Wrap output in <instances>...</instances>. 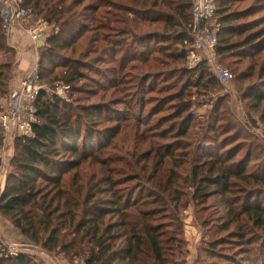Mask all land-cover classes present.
Returning <instances> with one entry per match:
<instances>
[{
	"label": "trees",
	"instance_id": "1",
	"mask_svg": "<svg viewBox=\"0 0 264 264\" xmlns=\"http://www.w3.org/2000/svg\"><path fill=\"white\" fill-rule=\"evenodd\" d=\"M242 1L247 0H215L216 51L221 65L229 60L237 64L254 61L255 65L262 61L260 82L245 87L246 74L236 71L235 76L244 96L260 104L264 102V17H254L264 12V0H255L254 5L242 10L234 9V3ZM22 2L34 9L37 19L53 27L38 60L41 81L58 82L68 88L71 98L80 96L73 103L59 96H39L32 136L15 139L12 169L0 196V215L22 237L49 253H62L71 261L181 264L185 257L180 241L167 236V223L173 214L170 209L176 210L173 203L178 199L181 178L178 182L169 181L167 189L129 176L140 162L127 161L128 147H124L125 156L116 152L120 121L115 131L103 127L106 120H114L118 111L102 103L86 104L84 100L88 98H80L99 89L114 95L130 88V106L123 113L124 117L137 116L133 113L135 107L140 106L144 113L145 106L143 100L135 98L166 93V88H147L152 78L149 74L163 69L167 70L162 76L168 79L166 85L177 84L173 94L154 111V115L164 111H171L170 114L143 133L159 138L152 142L158 159L153 168H164L166 159L182 164L181 155L189 151L192 155L182 159L193 160L186 176L195 189L192 200L204 205L211 198H224L227 210L216 228L223 235L204 248V264H264V171L247 172L246 166L236 164V148L222 151L216 128L220 123L218 112L208 117L207 125L198 128L200 135L192 127V102L187 96L193 90H212L220 82L207 63L185 67L192 45L191 0H96L98 5L89 9L92 17L86 16L88 9L79 10L85 0ZM119 2L126 3L120 6ZM105 7H115L117 14L97 16ZM88 20L98 25L91 39V45L97 46L84 54L85 59L65 58L62 52L74 49L87 33L83 22ZM114 22L115 27H111ZM140 23L149 28L146 33ZM136 29L143 33L135 34ZM102 30L107 32L99 34ZM130 37L132 43H128ZM140 50L148 56L141 55ZM7 57L16 62L4 60ZM18 58L0 8V113L6 108L3 102L12 99ZM172 65L181 67L179 73L169 70ZM57 69L60 72L55 73ZM136 120L141 122V117ZM167 123L171 125L165 129ZM247 158L249 164L253 155ZM144 161L149 163L150 158L146 155ZM196 163H201V167ZM178 168L181 167L177 165L172 171L182 176ZM173 232L180 235L176 226ZM0 264L36 263L19 254L0 259Z\"/></svg>",
	"mask_w": 264,
	"mask_h": 264
},
{
	"label": "rangeland",
	"instance_id": "2",
	"mask_svg": "<svg viewBox=\"0 0 264 264\" xmlns=\"http://www.w3.org/2000/svg\"><path fill=\"white\" fill-rule=\"evenodd\" d=\"M114 3V4H113ZM126 2H119L117 5H123ZM112 6L116 5L115 2H110ZM255 4V0H247L242 1L239 3H234V9H245ZM98 2L96 0H85L82 2V7L79 9L84 10L88 9L86 16L92 17V13L89 11L91 7H96ZM107 4L105 3V6ZM129 6V5H128ZM138 8V7H136ZM2 10V9H1ZM115 7H105L98 15L104 14L105 17L107 15H115L117 12L115 11ZM262 10V9H261ZM264 17V12L261 11L257 15H255V19ZM133 18V17H131ZM39 20V19H36ZM41 20V19H40ZM91 20V19H90ZM88 20L83 22L87 28V33L83 35L80 42L74 47V49L69 50L68 52H62V56L67 59L75 58V59H85L84 54L90 53L91 48L97 46L96 43L91 45V39L93 33H96L95 28L98 26L95 23H91ZM45 21V20H43ZM46 22V21H45ZM19 25L23 31L25 32V26L23 24L13 23ZM13 24L9 25V30L13 27ZM140 28L143 29V32L146 33L149 28L147 29L141 23ZM111 27H115L114 24L110 25ZM8 28V26H6ZM52 26H49L47 29V33H52ZM156 28V27H153ZM139 29H136L134 32L135 34H141L143 32H138ZM9 31H7L8 33ZM107 30H102L99 34H105ZM26 34V32H25ZM49 34H47L48 36ZM95 35V34H94ZM28 37V35L26 34ZM95 39V38H94ZM133 38L130 37L128 43H132ZM27 42V41H26ZM26 44V43H25ZM26 45H29V51H31V56L34 59H37L35 53V47L32 46L27 42ZM90 45V46H89ZM39 56L42 50L46 47V42L41 41L37 45ZM155 46L152 44L151 48ZM15 48V47H13ZM17 50V49H16ZM193 52L192 47L190 46L189 53ZM140 54L143 56H148V54L144 53L143 50H140ZM13 57V56H12ZM91 58V57H90ZM153 57H151L152 59ZM264 58V54L262 55ZM14 59V58H13ZM21 66L26 67L24 62H28L30 64V56L29 53H24L22 58L21 56ZM4 60L8 61H15L12 60L10 57L5 58ZM90 61V59H88ZM16 62V61H15ZM18 63L20 64V59L18 58ZM180 65V64H179ZM19 66V65H18ZM147 64L145 65L146 69ZM181 66V65H180ZM222 66L229 70L233 75V81L227 84L219 83L217 87L213 88L212 90L206 92H195L191 93V96H187L188 100L192 102V111L191 114L194 117V122L192 127H195L194 132L196 134H201L202 132L199 131L198 128L203 127L208 124V117L215 112H218L217 119H219L220 123H217L216 128L218 127L220 141L219 144L223 146V150L234 149L236 148V164H243L246 166L247 172H255L264 171V102L263 103H255L252 99L246 98L243 91L240 90V85L236 84L235 76L237 77L238 73L236 71L244 72L247 78L245 81L244 86L254 84V82H260L258 80L261 79V75L263 71L261 70L262 61H259L258 65H255L254 61H243L241 64H237L234 60H229L227 63H222ZM143 67V66H142ZM182 67V66H181ZM181 67L177 65H172L169 70H173L176 73H179ZM187 68H193L189 58L185 65ZM18 70V69H17ZM163 70V69H162ZM156 72V69L149 74L151 76V80L149 81L147 88L155 87L158 90L160 88H166V93L161 95L158 94H151L146 95L145 97H137L135 99H141L144 102L145 112L141 113L140 106L135 107L133 113L137 116L141 117V122H137L136 117H124V113L126 109L129 108L131 98H128L127 95L130 88L124 89L123 94H114L111 95L110 92H103L102 89L94 93H90L89 95H81L80 98H88L84 100V103L91 104V103H102L109 105L110 108L117 110L118 114L113 115V121L106 120L103 124L105 128H111L115 131L116 126L120 127V135L118 136V148L116 149L121 156H125L124 147H128V155L127 161L129 163L139 161V167L134 172H130L128 175L134 178V176L139 177L142 181H148L150 186L161 185L165 188H169V185L175 181L178 182V179L181 178L179 182V193L178 199L173 203L176 210L170 209L172 214V219L167 223V236L171 237L174 236L176 239L180 241L182 254H184V259L182 260L181 264H204L207 261L206 255L204 253V248H206L210 241L219 238L223 233L221 231H217L218 224H221L220 221H223L222 214L225 212L226 207L223 206L224 198L217 196L216 198L209 199L204 205L198 204L197 202L192 200V195L194 192V187L191 185L190 181L187 180L186 176L190 172V168L193 162L192 157H189V162H185L183 157H186L189 153L182 154L180 157V162L182 164H174L171 160L166 159V166L160 170H156L153 168V164H157L158 159L155 157V151H153V140L156 138L153 135L151 138L143 136L145 130H148L149 127L156 126L160 121H164L166 116L170 114L171 111H164L163 113H159L158 115H154V111L156 106L159 103H163L164 99L173 94V88H175V84L166 85L167 78H162L165 74L164 72L167 70ZM60 72V69H57L55 73ZM164 73V74H163ZM18 73L16 71L15 77ZM14 77V78H15ZM24 76L21 78L18 77V81H20ZM171 81L169 82V84ZM46 86L49 88L50 92L46 96L48 99H52L53 93H56V84L58 82H51L46 80ZM106 84L104 87L107 88ZM181 86V85H180ZM179 88V87H178ZM190 91H188L189 93ZM190 94V93H189ZM61 98L66 99L67 101L73 103V99H76L80 95H75L71 98L68 93H59L57 95ZM146 98V99H145ZM115 100V101H114ZM113 103H110L112 102ZM90 102V103H89ZM142 102V101H141ZM10 101H4L3 106L7 107ZM3 107V108H4ZM166 108V106L164 107ZM6 109V108H5ZM166 110V109H164ZM115 113V112H113ZM106 115V111L104 112ZM123 115V119H120V116ZM171 123H167L164 128H168ZM210 137L213 135L210 134ZM231 138V140H230ZM228 139V140H227ZM104 141V140H103ZM155 141H159V138L155 139ZM162 141V140H160ZM163 142V141H162ZM159 143V142H157ZM156 143V144H157ZM214 144V143H208ZM211 146V145H209ZM194 150V147H193ZM192 150V152H193ZM14 155V150L11 148L9 152L5 155V167L7 169V173L11 171L12 167L10 165V159ZM146 155L150 158V162L146 163L144 161ZM192 155V153H191ZM252 157L253 160L249 164H246L248 158L247 156ZM194 156V155H193ZM131 160V161H130ZM248 163V162H247ZM197 167H201V163H196ZM179 165L181 168H178L180 175H176L172 170L175 169L176 166ZM125 168V165H123ZM210 166V165H209ZM167 168V169H166ZM164 171V172H163ZM174 174V175H173ZM201 176V175H199ZM153 179V180H152ZM171 181V183H169ZM169 184V185H168ZM144 185H147L145 182ZM127 186H131L128 184ZM264 202V200H263ZM172 222V223H171ZM169 226V227H168ZM171 226V227H170ZM176 226V230L180 232V235L175 234L173 232V227ZM8 246L12 248H16L19 254H24L29 260L36 264H85L81 260H74L71 261L64 256L62 253H49L45 251L41 246L36 245L35 243L29 241L27 238L22 237L18 231H16L11 224V222L0 215V259H5L2 253L3 247ZM253 246V245H252ZM258 247V246H257ZM258 249V248H256ZM259 255H256L257 258ZM248 257V256H247ZM246 257V258H247ZM7 259V258H6ZM83 262V263H81Z\"/></svg>",
	"mask_w": 264,
	"mask_h": 264
},
{
	"label": "built area",
	"instance_id": "3",
	"mask_svg": "<svg viewBox=\"0 0 264 264\" xmlns=\"http://www.w3.org/2000/svg\"><path fill=\"white\" fill-rule=\"evenodd\" d=\"M193 25L191 31L193 52L188 54L192 66L207 63L212 73L221 84H227L233 80V74L225 69L218 60L217 23L215 0H191ZM5 29L9 31V25L13 23L23 24L25 32L35 47L36 63L32 70L19 82V90L6 107L0 113V196L3 193L7 169L4 165L5 155L14 148L17 136L31 137L32 126L37 122L36 102L41 94L48 95L50 90L41 81L38 71L39 52L36 46L39 42L46 41L49 24L43 20H36L33 8L26 7L22 0H0ZM8 26V28L6 27ZM57 96L66 93L68 88L63 84H56ZM54 97V96H53ZM4 258H12L19 255L16 248L4 246L2 250ZM83 263V262H81Z\"/></svg>",
	"mask_w": 264,
	"mask_h": 264
},
{
	"label": "crops",
	"instance_id": "4",
	"mask_svg": "<svg viewBox=\"0 0 264 264\" xmlns=\"http://www.w3.org/2000/svg\"><path fill=\"white\" fill-rule=\"evenodd\" d=\"M9 34V40H10V44L15 47V49H17L18 51V56L20 57V64L18 66V77L21 78V76H25L26 74H28L32 68L34 67L35 63H36V59L33 58V56H31V51H29V45H26L27 42L32 46V42L29 39V37L26 36L25 32L23 31V29L16 24H13V27L9 30L8 32ZM27 41V42H26ZM26 43V44H25ZM29 53L30 56V64L28 62H24L26 67H22L21 66V56L23 58L24 53ZM11 58V57H10ZM10 61V60H8ZM18 77H15L14 82H13V94H11V97H13L14 95H16L17 91L19 90V82L18 81Z\"/></svg>",
	"mask_w": 264,
	"mask_h": 264
}]
</instances>
